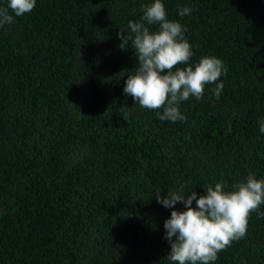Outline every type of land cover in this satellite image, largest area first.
Segmentation results:
<instances>
[{
    "label": "trees",
    "instance_id": "obj_1",
    "mask_svg": "<svg viewBox=\"0 0 264 264\" xmlns=\"http://www.w3.org/2000/svg\"><path fill=\"white\" fill-rule=\"evenodd\" d=\"M152 2L36 0L0 27V264H177L155 193L264 180V0H162L186 28L188 64L227 69L221 94L205 85L175 123L123 92L139 65L117 33ZM260 213L211 264H264Z\"/></svg>",
    "mask_w": 264,
    "mask_h": 264
},
{
    "label": "clouds",
    "instance_id": "obj_2",
    "mask_svg": "<svg viewBox=\"0 0 264 264\" xmlns=\"http://www.w3.org/2000/svg\"><path fill=\"white\" fill-rule=\"evenodd\" d=\"M35 6L36 0H8L7 7L0 8V27L14 23L15 17L30 13ZM142 12L139 21H128L127 33L124 30L117 33L122 48L131 42L139 65L135 74L127 76L123 92L142 108H162V114L157 112L162 121H186L179 104L190 97L201 100L208 84L216 85L212 92L219 96L223 84L217 81L227 69L213 56L201 57L194 66L188 64L193 52L184 36L186 28L167 18L162 0L142 6ZM191 12L188 7L178 9L180 17ZM145 22L158 25V30L150 31ZM259 131L264 133V120ZM232 187L233 190L225 191L221 183H216L214 188L209 185L206 194L199 197L194 191L186 196L183 187L169 190L164 196L155 193L157 202L171 209L170 217L164 221V238L170 245L166 256L169 261L211 264L217 260L218 252L245 236L249 214L264 204V180L249 174L244 182ZM178 202L185 205L184 210H176Z\"/></svg>",
    "mask_w": 264,
    "mask_h": 264
}]
</instances>
